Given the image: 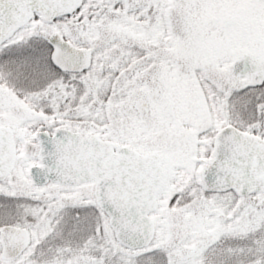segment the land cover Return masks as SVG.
<instances>
[{"label": "snow or ice", "instance_id": "snow-or-ice-1", "mask_svg": "<svg viewBox=\"0 0 264 264\" xmlns=\"http://www.w3.org/2000/svg\"><path fill=\"white\" fill-rule=\"evenodd\" d=\"M0 264H264V0H0Z\"/></svg>", "mask_w": 264, "mask_h": 264}]
</instances>
